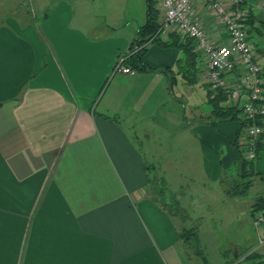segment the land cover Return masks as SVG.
<instances>
[{"label": "crops", "instance_id": "obj_1", "mask_svg": "<svg viewBox=\"0 0 264 264\" xmlns=\"http://www.w3.org/2000/svg\"><path fill=\"white\" fill-rule=\"evenodd\" d=\"M259 1L246 0L243 6L249 10L247 39L262 67L264 89V63L257 59V54L264 57V9ZM4 15L0 19V264H188L182 235L187 228L173 216L169 201L151 190L142 151L150 149L144 137L149 135L152 112L157 115L165 102L181 105L175 88L185 79L191 88L198 82L205 85L209 101L210 108L199 114L205 119L188 130L200 155L206 160V151H217L212 148L214 138L227 146L232 136L225 125H216L222 130L215 128L218 132L211 125L216 124L210 118L215 114L216 90L207 80L195 40L180 45L171 31L159 33L157 42L138 43V34L129 40L106 32L93 38L85 30L80 7L73 12L66 0L39 17ZM193 17L209 41L227 42L224 26L199 0ZM251 32L258 44L250 40ZM135 48L141 51V64L150 69L130 66L134 74L116 72L117 59ZM240 72L237 67L226 73L225 83H234ZM247 101L242 92L238 108ZM164 117L170 118L171 126L172 110ZM181 125L180 120V130ZM244 138L242 130L235 139L239 148ZM261 154L264 160L260 149ZM236 158L227 148L218 161L225 169ZM210 165L205 174L212 181L221 180L220 166ZM240 165L243 170L245 165ZM175 166L172 159L161 169L167 173L170 167L175 174ZM247 190L223 189L233 204ZM252 205L247 216L243 214L245 223H251L256 212L252 214ZM260 230L264 235V227ZM255 248L234 264L244 259H250L248 264L264 262V251L257 253Z\"/></svg>", "mask_w": 264, "mask_h": 264}, {"label": "rangeland", "instance_id": "obj_2", "mask_svg": "<svg viewBox=\"0 0 264 264\" xmlns=\"http://www.w3.org/2000/svg\"><path fill=\"white\" fill-rule=\"evenodd\" d=\"M58 1L4 0L6 4L1 5L3 0H0V19L6 13L16 12L43 16L49 13ZM66 1L73 7V12L74 10L76 12L77 6L80 7L86 21L85 30L93 38L106 32L110 35L124 36L129 40L136 39L139 26L144 24L147 18L145 0ZM249 38L258 44L252 32ZM257 59L264 63L263 56L257 54ZM185 81L186 79L175 88L176 93L180 94L181 105L176 102H165L159 107L157 115L156 112H152L149 119L151 122L149 135L144 137V141L149 139L150 149H143L142 152L146 154V163L149 167L150 188L159 199L169 201L173 216L183 220L185 228L195 230L196 235L185 237V251L190 256L187 258L188 264H204L202 257L206 258L208 264H234L254 247L257 253L264 251V244H259V238H264L261 230L255 231L252 220L251 223H245L243 218V214L247 216L250 204L254 203L257 197L264 196V174L259 173L262 171L256 172L258 167L260 170L264 168L263 155L255 157L242 170L241 153L232 142L241 135V132L237 133L240 120L238 118L219 120L215 115H211L212 121L216 122L215 125L211 124L214 131L218 132L215 130L216 125L219 127L225 125L232 136L227 140V146L214 138L212 148L215 150L217 147V151H206L205 160L204 156L200 155L196 140L189 134V129L205 119L199 114L204 113L209 107L206 88L200 82L191 88ZM221 104L228 105V101L222 100ZM171 110L173 120L170 126V118L164 117V114L169 116ZM180 120L181 130L178 127ZM218 135L223 136L221 133ZM224 138L227 139L225 135ZM227 148L232 149L237 158L224 169L218 160L226 153ZM172 159L176 160L174 167L176 173L173 174L170 167L167 173H163L162 165L170 163ZM210 164L220 166L221 180L212 181L211 177L205 174V166L207 171L211 170ZM214 175L211 172V176ZM228 188L240 191L246 189L247 192L233 204L228 194L223 191V189L227 191ZM262 257L264 258V253ZM249 260L244 259L241 264H248Z\"/></svg>", "mask_w": 264, "mask_h": 264}, {"label": "built area", "instance_id": "obj_3", "mask_svg": "<svg viewBox=\"0 0 264 264\" xmlns=\"http://www.w3.org/2000/svg\"><path fill=\"white\" fill-rule=\"evenodd\" d=\"M195 1L156 0L161 15L157 34L171 31L178 35L180 41L195 40L194 49L205 62L208 82L213 88L221 89L231 105L238 107L240 94L247 93L248 101L238 113L239 120L247 121L243 128L245 138L240 150L245 160L253 161L257 157V142L264 135V89L260 76L262 67L255 61V49L247 39L246 22L249 11L241 5L242 0H199L214 12L227 32L226 43L214 44L209 41L202 25L193 17ZM258 6L264 9V0L259 1ZM138 50L139 48H135L130 54L120 56L114 70L134 74L135 71L125 60ZM237 67L241 69L237 80L227 85L224 75ZM252 225L257 232L264 227V209L253 214ZM263 242L264 239L259 238V244Z\"/></svg>", "mask_w": 264, "mask_h": 264}, {"label": "trees", "instance_id": "obj_4", "mask_svg": "<svg viewBox=\"0 0 264 264\" xmlns=\"http://www.w3.org/2000/svg\"><path fill=\"white\" fill-rule=\"evenodd\" d=\"M145 1H146V17L147 18H146V22L139 27V30L137 33L138 39L136 42L140 43L142 40H150V41L152 40L154 42H157L158 41L157 29L159 27V20H160V16H161L160 10L156 5L157 4L156 0H145ZM245 1L246 0H242V4H241L242 6L245 3ZM187 40H190V39H187ZM187 40L180 41L179 44L182 45ZM191 54H192V56H195V53H191ZM126 64H128L129 66H131L133 68L139 69V70L150 69L149 66L141 64V51L135 53L134 56H133V54L131 56H129L127 58ZM215 90H216L215 91L216 95L213 97L214 98V113H215L214 115L219 120L238 118V113L240 111V108H238L237 106H233L231 104L230 105H222L221 101L227 100L226 94L221 89H218V90L215 89ZM246 124H247V121L240 120V127H239V130L237 131V133H240ZM236 140L234 142L235 144L237 143ZM236 147H237L238 151L241 153V150L239 148V144L238 145L236 144ZM260 149L264 151V135H261L260 139L257 142V145H256L257 155L256 156H258V151ZM241 156H242V154H241ZM240 162L242 165H246L247 163H249L251 161L245 160L242 156ZM259 173L263 175L264 174V168H263V171L259 172ZM261 178H263V177H261ZM263 209H264V198L259 197L253 203L252 208H251V212L253 214L255 211H260ZM191 234L196 235L195 230L192 228L186 229L182 232V235L184 237L191 235Z\"/></svg>", "mask_w": 264, "mask_h": 264}]
</instances>
